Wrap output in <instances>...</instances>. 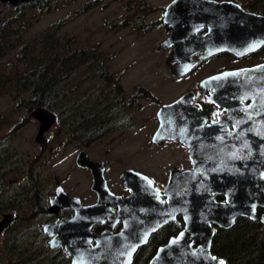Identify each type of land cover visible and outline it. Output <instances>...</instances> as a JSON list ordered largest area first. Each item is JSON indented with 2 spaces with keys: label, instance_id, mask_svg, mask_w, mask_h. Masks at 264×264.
Here are the masks:
<instances>
[{
  "label": "rangeland",
  "instance_id": "1",
  "mask_svg": "<svg viewBox=\"0 0 264 264\" xmlns=\"http://www.w3.org/2000/svg\"><path fill=\"white\" fill-rule=\"evenodd\" d=\"M89 1L93 0H54L57 5L48 11L38 7L24 8V17L29 22L27 31L21 41L0 55V192L3 190L11 196L16 190L21 197V202L14 205L0 195V204L1 200H6L8 206L2 204L0 218H3L1 214L4 211L13 214L17 211L20 217L25 218L0 236V264H7L8 258L15 254L7 247L10 244H7L8 240L14 238L18 248L26 249L31 243V247H35L33 252L40 258L44 259L46 254L52 253L56 257L58 248L47 246L48 236L42 230L41 224L46 222V215L33 213V208L37 210L40 204L47 206L45 192L54 185L55 179H59L66 189L83 197L85 202L95 200L89 172L76 165L78 150L85 149L93 159L107 162L106 178L113 189L118 188L115 182H119L121 171L132 166V158L136 164L144 160L145 165L148 163L154 169L158 166L160 170L159 162L163 161L166 149H150L148 153L139 150L144 137L149 138L155 128L157 101L172 100L193 78L198 81L210 69L225 63L224 58L213 60L197 70L189 80L171 83L173 78L166 63L171 49L161 48L160 44L168 36L162 23L163 11L172 0H96L98 5L80 11ZM17 12L0 3V23ZM65 16L69 22L57 32L59 42L68 39L73 49L98 47L107 58L108 73L119 80L123 89L120 96L124 100L125 114L129 117L125 119L122 115L124 119L118 117L109 130L76 140L67 137L66 127L60 126L57 120L50 128L51 132L43 135L49 139L46 144L44 140L37 141L35 138L39 123L33 116L34 110L29 111L17 104L20 98L15 91L14 77L23 69L17 55L22 42L33 44L34 38L45 27ZM34 46L35 51L31 52L38 54L39 46ZM138 87L148 91L150 98H132L130 104L129 96ZM33 174L37 180L31 184L30 176ZM31 188L35 192H32L34 196L30 198V205L25 195ZM27 218H32V225Z\"/></svg>",
  "mask_w": 264,
  "mask_h": 264
},
{
  "label": "water",
  "instance_id": "2",
  "mask_svg": "<svg viewBox=\"0 0 264 264\" xmlns=\"http://www.w3.org/2000/svg\"><path fill=\"white\" fill-rule=\"evenodd\" d=\"M38 1L40 0H0V3L19 8ZM162 23L168 36L161 41L160 47H173L167 63L178 62L170 69L172 75H183L197 61L213 55L230 52L240 56L264 43V16L247 12L233 1L172 0L164 8ZM203 28H206V32L197 34ZM196 53H199L198 57L191 60L190 56ZM249 71L255 72V75L262 78L260 81H264V64H261L252 69L213 75L204 79L202 84L233 83V77L238 79ZM183 99H186L185 95L179 102ZM177 103L166 105L165 110ZM33 116L40 122L38 136L56 122V115L45 108L35 109ZM168 124L169 122L161 124L153 140L167 137L164 133H174ZM76 164L91 171L92 189L97 194V200L92 204H82L78 198L58 187L56 201H52V205L55 202L68 205L74 210V216L54 224L42 225L44 233L50 237V246L64 247L71 258V264H131L137 247L145 244L149 235L158 227L170 221L177 222L178 215L182 216L184 228L159 248L150 264H218L221 260L227 264L225 259L211 252L215 231L210 223L230 228L239 216H249L264 223V214L256 215L253 207L252 210L248 209L252 200H243L248 196L228 203L215 201L212 192L221 188V185L214 188L215 184L197 181L179 186L172 173L167 185L159 190L148 176L127 169L121 177L124 186L131 193L122 197L109 189L103 162L91 159L82 149L77 155ZM262 166L263 159L260 161V167ZM263 170L260 173V184L255 185V202L262 206ZM161 195L165 196V200ZM112 205L118 207L117 211L112 209ZM11 218V214H6L0 220V235ZM119 220L123 222V228L114 233L112 227ZM96 223L107 224V229L94 234L92 226ZM195 238L199 240L196 247L193 246Z\"/></svg>",
  "mask_w": 264,
  "mask_h": 264
},
{
  "label": "flooded vegetation",
  "instance_id": "3",
  "mask_svg": "<svg viewBox=\"0 0 264 264\" xmlns=\"http://www.w3.org/2000/svg\"><path fill=\"white\" fill-rule=\"evenodd\" d=\"M217 1H233L247 12L264 16V0H247L246 2H238L236 0ZM205 32L206 28H203L197 34L201 35ZM170 49L169 56L172 47ZM198 55L199 53L193 54L190 56V59L195 60ZM220 58L225 59V63L222 66L210 69L198 81L193 78L183 91L174 95L172 100L166 102H162L161 100L157 101V109L154 112L155 128L149 138L144 137L145 141L142 142L139 150L142 153H148L150 149H166L163 155V161L159 162L160 170L157 169L158 166L155 168L157 170H155L148 163H146L148 167L146 168L144 160L136 164L135 159L132 158V166L121 171L119 174V182H115L118 188L113 189L106 178L108 170L107 162L105 160L93 159L83 149L91 159L104 163V176L109 189L113 193L122 197L130 195L131 191L124 186V181L121 177L122 173L127 169H132L148 176L159 190H163L173 173L177 179L176 183L179 186L183 184L188 185L197 181L212 185L215 184L214 188L216 185H221V188L218 187L219 189H215L212 192L215 201L219 203L233 202L234 200L240 199V197L248 196V198L243 199L252 200V205L247 206L248 209L252 210L253 207L256 215L264 214V206L255 202V185L258 186L260 184V173L264 168V166L262 168L260 167V161L262 159L264 160V81H260L262 78L255 75V72L250 73L249 71L242 77H239V81V78L233 77V83L202 84L204 79L213 75L227 71L252 69L264 64V43L256 49L240 56L230 52H222L199 60L189 72L183 75L171 74L170 69L178 63L177 61L168 64L166 59V63L168 65V72L173 78L171 79V83H175L182 80H189L205 64ZM184 95L186 99L179 102V99ZM129 98L132 100L131 96ZM172 103L177 104L171 109L165 110V106ZM128 117L129 115L127 114ZM165 122H169L167 126L171 127L174 133H164L167 134V137L156 141L153 140L157 129ZM38 123L40 125L39 121ZM49 131L50 129L44 133ZM44 133L39 136L36 134L35 138L37 141L44 140L48 144L49 139L43 137ZM61 142L59 143L61 144ZM80 150H78L77 155ZM143 163L144 165L142 166ZM82 169L87 170L91 176L90 188L92 194L95 196V200L93 202H85L83 197L66 189L59 179H55L54 185L45 192L47 206H44L45 212H41V214L46 215V222H43L41 225L44 223L54 224L74 216L75 212L72 207L58 202L52 205V201H56L58 187H62L63 191L68 195L78 198L82 204H92L97 200V194L92 189L93 176L91 171L86 168ZM30 178L31 184H34L37 180L34 174ZM262 178L264 179V173H262ZM120 185L122 189H120ZM32 192H35L34 188L26 192L25 198L28 201L27 203H30V198L34 196ZM0 195L4 199H9L14 205L21 202L20 194L18 195L16 190L11 196H8L1 190ZM161 198L165 200L164 195H161ZM6 202V200H1L0 207ZM112 209L117 211L118 207L112 205ZM11 210H14V208L11 207ZM6 214H11L12 218L1 235L13 221L18 219V213H15V215L10 211H4L1 216ZM237 221L241 224V235L243 234L249 238L240 239L241 244L237 247L236 254L234 255L235 261L238 264H264V223L249 216H239L236 218L235 223ZM184 225L182 216L178 215L177 222L170 221L158 227L149 235L147 242L139 245L134 251L131 264H150L159 248L166 244L172 236L177 235L184 228ZM210 225L215 233L219 229H229L219 227L214 222H211ZM122 228L123 222L119 220L114 223L112 231L118 233ZM106 229L107 224L103 223H96L92 226V232L96 235ZM49 240L50 237L48 236L49 248H58L56 254L70 259L71 264V258L64 247L57 246L52 248ZM91 244L93 245L94 241ZM198 244L199 240L195 238L193 246L196 247Z\"/></svg>",
  "mask_w": 264,
  "mask_h": 264
},
{
  "label": "trees",
  "instance_id": "4",
  "mask_svg": "<svg viewBox=\"0 0 264 264\" xmlns=\"http://www.w3.org/2000/svg\"><path fill=\"white\" fill-rule=\"evenodd\" d=\"M53 1L40 0L13 8L18 11L17 14L0 23V55L21 41L27 31L29 22L24 17V8L38 7L48 11L57 5ZM96 5L98 1H89L80 11ZM68 22L65 16L45 27L34 38L33 44L22 42L17 59L23 63V69L15 75L14 85L20 98L17 104L28 108L29 111L45 108L53 112L59 125L66 127L67 137L76 140L109 130L114 120L118 117L126 119L127 113L125 114L124 100L120 96L123 89L119 80L108 73L107 58L98 47L73 49L70 48L68 39L63 43L59 42L57 32ZM35 44L39 46L38 54L31 52L35 51ZM137 97L150 98V95L148 91L138 87L131 95V98ZM40 205L33 211L34 213L45 212V208ZM5 207H8L6 203ZM17 217L18 219L13 221L6 231L13 229L25 219L20 217L19 213ZM31 219L27 218L28 223ZM29 225H32V222ZM39 229L41 231L40 226ZM241 229V224L237 221L229 229L217 230L212 239V253L225 259L228 264H238L234 255L241 244L240 239L249 238L241 235ZM7 244L15 253L8 258L7 264H70V259L59 254L55 255L56 257L53 253L46 254L44 259L40 258L33 252L35 247L32 248L31 243L26 249L18 248L16 238L8 240Z\"/></svg>",
  "mask_w": 264,
  "mask_h": 264
},
{
  "label": "snow or ice",
  "instance_id": "5",
  "mask_svg": "<svg viewBox=\"0 0 264 264\" xmlns=\"http://www.w3.org/2000/svg\"><path fill=\"white\" fill-rule=\"evenodd\" d=\"M253 47H255V46H253ZM225 75H228V74H225ZM213 259H215V258H213ZM218 264H225V262L221 260V261H218Z\"/></svg>",
  "mask_w": 264,
  "mask_h": 264
}]
</instances>
